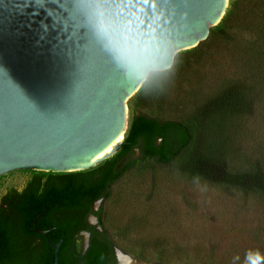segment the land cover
Returning a JSON list of instances; mask_svg holds the SVG:
<instances>
[{
	"label": "water",
	"instance_id": "1",
	"mask_svg": "<svg viewBox=\"0 0 264 264\" xmlns=\"http://www.w3.org/2000/svg\"><path fill=\"white\" fill-rule=\"evenodd\" d=\"M90 3L0 0V181L89 175L120 145L126 105L142 85L129 82L94 37ZM228 3L112 0L106 27L136 63L152 64L169 46L177 60L213 40L208 32ZM39 236L53 254L48 262L62 264L63 245Z\"/></svg>",
	"mask_w": 264,
	"mask_h": 264
},
{
	"label": "trees",
	"instance_id": "2",
	"mask_svg": "<svg viewBox=\"0 0 264 264\" xmlns=\"http://www.w3.org/2000/svg\"><path fill=\"white\" fill-rule=\"evenodd\" d=\"M241 1L239 6L229 1L213 28L248 35L231 47L239 65L188 114L176 119L133 114L116 151L91 174L31 175L21 190L9 188L0 197V264H51L53 254L39 235L63 245L62 264H114L100 208L92 212L90 205L105 199L110 185L143 159L214 178L264 202V0ZM89 213L101 231L85 222ZM80 231L88 233L82 253L75 248Z\"/></svg>",
	"mask_w": 264,
	"mask_h": 264
},
{
	"label": "rangeland",
	"instance_id": "3",
	"mask_svg": "<svg viewBox=\"0 0 264 264\" xmlns=\"http://www.w3.org/2000/svg\"><path fill=\"white\" fill-rule=\"evenodd\" d=\"M229 1L235 6L242 3ZM215 26L209 30L212 41L177 59L178 63L174 60L172 75L157 77L163 91L139 88L126 105L128 123L140 112L159 119L181 118L232 76L239 63L231 47L242 45L248 35L213 30ZM30 176L0 181V197L9 188L21 190ZM98 208L114 264H244L247 250L264 253L262 200L214 178L168 165L136 161L110 185L105 199L91 203L92 212ZM85 222L101 231L92 213ZM87 242V232L75 235L79 252Z\"/></svg>",
	"mask_w": 264,
	"mask_h": 264
},
{
	"label": "clouds",
	"instance_id": "4",
	"mask_svg": "<svg viewBox=\"0 0 264 264\" xmlns=\"http://www.w3.org/2000/svg\"><path fill=\"white\" fill-rule=\"evenodd\" d=\"M112 0H91L86 7L85 16L89 19V28L94 37L101 43L112 56L114 62L124 72L129 82L140 84L146 92L163 91V84L157 77L161 73H169L174 70V53L171 46L163 49L155 62L143 65L130 60L123 51L114 45L106 27L108 11ZM178 63V60L175 61ZM244 264H264V253L258 249H249L244 254Z\"/></svg>",
	"mask_w": 264,
	"mask_h": 264
}]
</instances>
